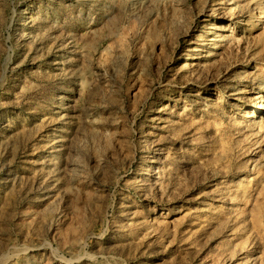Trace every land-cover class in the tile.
Segmentation results:
<instances>
[{
    "label": "rangeland",
    "instance_id": "1",
    "mask_svg": "<svg viewBox=\"0 0 264 264\" xmlns=\"http://www.w3.org/2000/svg\"><path fill=\"white\" fill-rule=\"evenodd\" d=\"M0 264H264V0H0Z\"/></svg>",
    "mask_w": 264,
    "mask_h": 264
}]
</instances>
